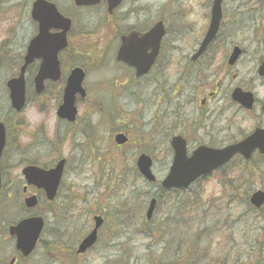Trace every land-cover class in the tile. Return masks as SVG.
Listing matches in <instances>:
<instances>
[{"label":"rangeland","instance_id":"obj_1","mask_svg":"<svg viewBox=\"0 0 264 264\" xmlns=\"http://www.w3.org/2000/svg\"><path fill=\"white\" fill-rule=\"evenodd\" d=\"M33 1L0 0V121L7 123L14 138L15 145H10V150L16 148L10 161L15 165L14 176H20L18 164L49 167L63 158L66 165L58 197L47 206L44 215L42 245L37 246L30 264H264V208L254 213L247 203L249 193L264 184V171L256 167L262 168L264 160L247 163L235 159L217 174L196 184L193 190L200 197L196 212H178L177 207L161 199L148 224H143L144 214L130 219L120 214L124 205L139 204L142 197L156 195L158 191L157 186L145 184L136 173L135 161L140 154L151 158L152 173L158 181L166 176L170 166V44L172 38L195 40L198 27L192 24L191 29H171L170 24L181 17L175 6L189 8L202 3L208 7L210 0H125L113 19L106 14L105 0L98 7L81 9L74 8L70 0H49L64 14L71 15V6L77 32L86 33L87 38L78 36L80 49L74 50V59L72 54L62 55V59L69 58L63 59L62 69L66 68L67 72L62 79L68 75L69 64L83 67L87 74L82 86L90 102L104 99L110 105L104 120L103 112L89 110L88 102H79V117L73 127H67L55 117L60 101L57 99L59 85L48 87L42 95L33 94L37 66L28 69L25 75L24 109L20 114L9 110L5 82L17 73L26 43L35 34L29 19ZM142 1L147 5L136 7ZM224 14L225 25L232 23L236 41L244 40L243 47L250 55L255 49L253 39H264L263 0H225ZM160 20L166 24V35L155 71L137 82V86H133V81L122 88L121 83L130 74L113 60L116 47L110 33L115 34L117 26L122 29L134 24L144 30ZM186 21L181 18L178 24ZM192 22L201 20L192 17ZM118 33V36L123 34ZM177 46L184 52L189 47L186 42ZM247 69L248 66H240V75L247 73ZM100 82L104 83L101 87ZM131 114L140 117L142 130L147 135L142 137L134 132L129 136V146L115 150L113 139L109 142V132L119 130L122 122L134 131L128 124L137 118ZM250 124L245 118L243 127L248 128ZM82 125L89 129H75ZM58 136L63 137L60 143H57ZM249 167L255 172L251 173ZM231 177L243 185L233 192L221 184ZM9 187L10 183L3 187L6 194L13 188L8 191ZM19 191L21 186L13 204H9L13 207L0 204V211L7 206L6 212L10 211L4 220L6 223L30 215V211L21 207ZM92 214L103 219L97 243L88 253L76 257L79 242L93 227ZM1 232L4 239L8 238ZM0 251L1 262L8 264L14 256L12 242L0 240Z\"/></svg>","mask_w":264,"mask_h":264},{"label":"flooded vegetation","instance_id":"obj_2","mask_svg":"<svg viewBox=\"0 0 264 264\" xmlns=\"http://www.w3.org/2000/svg\"><path fill=\"white\" fill-rule=\"evenodd\" d=\"M69 2V1H68ZM125 0L122 1L121 5L112 12L110 15L112 19L117 15L118 11L122 7ZM146 1H142L136 4V7L143 8V6L147 5L144 3ZM71 4V1L69 2ZM180 12L181 17L174 23L170 24L171 29L180 30V29H191L193 28L190 23V19L194 17V19L198 18L201 20L199 23L192 22L193 24L199 26L200 23L205 22L206 20V9H201L200 13L202 14L199 17L198 13H194L192 10H188V8H183L178 5L175 6ZM225 4L222 5V22L220 24V32L217 37L214 39L212 43L208 45L206 50L203 53L199 54L200 42L203 37L200 36L198 32H195L193 41H184L172 38V42L170 44V141L172 138H179L180 142H183L184 150L187 156H190L196 149L200 147H205L213 150H223L227 147L235 145L250 136L255 131H264V72L260 70L261 65L264 63V39L257 41L253 39V44L255 49L250 53V55L254 56L250 57L247 55L243 47V41L238 43L236 41V34H234V30L227 29L228 27H232V23H228L225 25V14H224ZM59 13L63 18H66L70 21V29L66 35V43L67 48L62 51L60 50L57 55V63L60 72V78L56 82L45 81L43 83V93H47L46 90L48 87L55 85H59L57 88V99L61 100L62 91L65 83V79H62V75L67 72L66 68L62 69L63 59L66 61L69 58L64 57L62 59V55L72 54L76 48H79L77 44L78 36L86 38V33L79 34L77 32L76 20L74 22V16L72 12V7H69L70 14H64L60 10ZM69 13V12H68ZM170 18V10L168 11ZM181 18L187 19L184 24H178ZM170 20V19H169ZM168 20V22H169ZM162 23L163 20H160ZM159 22V21H157ZM157 22L150 25L146 29H142L139 24H134L133 26H123L126 28H120L117 26L114 31L115 34L110 33V37L114 38L115 45V53L118 50L120 38L123 36H129L131 34L135 36L142 35L149 31ZM227 27V28H225ZM33 28L35 32L37 30V26L33 24ZM174 30V31H175ZM206 31V30H205ZM204 31V33H205ZM257 29L253 32L255 33ZM61 31L55 30L51 31V34H59ZM117 32V33H116ZM118 32L120 34L118 36ZM203 33V34H204ZM117 38V40L115 39ZM87 39V38H86ZM180 42H186L188 44V49L184 52L183 48H179L177 45ZM226 45L227 48H226ZM162 43L160 46V52L162 50ZM222 48V49H221ZM237 48L239 50V56H235L233 50ZM108 49V48H107ZM110 50V49H109ZM177 55V57H175ZM73 55V59H74ZM73 59L71 61H73ZM160 59V55L155 58L153 65L150 67L148 72L139 78L135 77V70L130 66L116 62L118 66L125 69V71L129 72L130 77L128 80H125L123 84L121 83V87L124 88L127 86V83H131L134 81L137 86V82L143 81L147 79L156 69L158 62ZM71 63V62H70ZM248 66V72L244 73V75H240L239 67L240 66ZM38 66L37 62H35L31 67ZM70 69H68V73L72 70L74 65L69 64ZM84 74L86 75V70L82 67ZM101 84L98 83V86L101 87ZM88 92L84 88V96L76 97V104L79 102L89 103V110H97L103 112L104 120H106L109 111L107 108L110 106L109 101L101 100L100 102L92 103L88 99ZM129 99H131L129 97ZM105 102V103H104ZM105 104V105H104ZM105 107V110L103 109ZM80 107H77L79 111ZM79 115H77L75 121L72 124L66 123L67 127H73L77 124ZM245 118L251 122L248 128H244L243 124L245 122ZM140 125L137 123H129L128 125H132L134 131H130L129 126L122 122L121 128L116 131H112V134L109 132V142H111V138L114 139L117 135H123L126 140V143L122 146H116L115 150H121L130 144V137L133 136V133H141V120L139 121ZM4 124V123H3ZM5 126V136H4V146L0 155V188L3 189L7 183H10V187L3 201L2 196L3 193L6 192L1 191L0 202L4 205L8 203L13 204V200L16 192L18 191V186H21V200L28 196H35L36 199L40 201L42 197H44L43 193L40 190H36L33 187H27L24 178L20 176H14L15 165L11 163L12 151H15L16 148H12L10 150V145L14 146V138L12 133L9 130V126L4 124ZM75 129L80 131L89 129V127L82 125L77 126ZM153 128H151V133ZM67 134H63L65 137ZM61 136L57 137V143L61 142ZM114 142V141H113ZM170 152L172 155V149L170 145ZM264 160V156L256 150L250 160ZM66 162V161H65ZM20 168H26L27 166H38L32 163L18 164ZM264 163L262 164V168ZM43 170H49L54 167H40ZM261 171L264 169L257 166ZM249 171L251 173L255 172L253 167H249ZM21 178V181H19ZM231 183V182H230ZM7 191V188H4ZM264 189L263 186L256 191H261ZM256 191L250 192L249 194H253ZM185 197H175V201H186ZM10 206V205H9ZM8 207V206H7ZM5 207V208H7ZM4 208V209H5ZM41 211L44 212V206L41 207ZM4 214V215H3ZM120 214L124 217L123 213ZM92 218L95 216L92 214ZM6 219V213L0 211V240L10 241L13 244V254L14 256L10 258L8 264H30L32 256L27 259L20 258V255L15 251L14 238L7 236L8 238L4 239L2 236V230L8 233V228L13 224L12 222L6 223L4 220ZM3 228V229H2ZM1 256V251H0ZM1 259V257H0ZM0 260V264H1ZM3 264V263H2Z\"/></svg>","mask_w":264,"mask_h":264},{"label":"water","instance_id":"obj_3","mask_svg":"<svg viewBox=\"0 0 264 264\" xmlns=\"http://www.w3.org/2000/svg\"><path fill=\"white\" fill-rule=\"evenodd\" d=\"M75 6H93L100 0H73ZM121 0H107V11L111 13ZM220 0H215L212 10V21L206 40L203 42L199 54L204 50L205 45L214 36L219 14ZM32 19L37 22L39 28L38 36L30 43L27 55L23 60V66L19 69V77L7 82L6 87L9 92V101L11 109L19 113L24 107V80L23 75L26 68L34 60H41L38 74L34 80V90L39 94L43 90V82L46 80L58 81L59 68L56 55L60 50L66 48L65 34L69 31V21L62 19L54 10L53 6L37 1L33 5ZM50 30H59V35L50 36ZM164 36L162 24L158 23L149 32L142 36L130 35L127 38H121V46L116 56V61L122 62L135 70V77L139 78L145 75L153 65L157 56L159 44ZM83 73L80 70H73L66 81L63 91L62 105L57 110V117L68 122H73L76 110L74 108L75 96L83 97L81 88ZM261 138H257L260 140ZM262 141H253L250 139L229 147L224 151H210L205 149L198 150L190 159L185 158L183 144L178 139L173 140L172 147L175 152L173 165L169 174L162 181L163 189H185L198 177L203 176L215 168L227 163L235 154H240L247 160L251 152L259 148ZM117 145L124 143L121 136L116 137ZM4 144V129L0 125V153ZM264 148V147H262ZM260 149V148H259ZM261 152H264L260 149ZM137 169L139 173L149 182H153L150 174L151 162L148 157L140 156L137 160ZM64 161L57 163L56 167L50 171H43L35 167H28L23 171V175L28 185H33L37 189H42L48 201L53 200L59 185ZM255 206H260L264 202V193L258 194L251 199ZM256 203V204H255ZM27 208L35 207V199L31 198L25 201ZM154 207V201L146 214L149 220ZM100 219L95 218V225L92 232L81 242L76 254H83L88 248L96 242V232L100 227ZM42 229L40 219H29L19 223L10 229V235L16 238V250L23 257L29 256L36 244Z\"/></svg>","mask_w":264,"mask_h":264}]
</instances>
